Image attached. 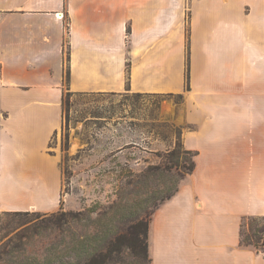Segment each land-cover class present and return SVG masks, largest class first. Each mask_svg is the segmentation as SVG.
<instances>
[{"label":"crops","instance_id":"0c3cea01","mask_svg":"<svg viewBox=\"0 0 264 264\" xmlns=\"http://www.w3.org/2000/svg\"><path fill=\"white\" fill-rule=\"evenodd\" d=\"M65 92L184 95L195 166L151 216L150 262L264 264L239 244L264 216V0H0V218L58 209Z\"/></svg>","mask_w":264,"mask_h":264},{"label":"rangeland","instance_id":"374dc122","mask_svg":"<svg viewBox=\"0 0 264 264\" xmlns=\"http://www.w3.org/2000/svg\"><path fill=\"white\" fill-rule=\"evenodd\" d=\"M65 94L62 127L49 143V153L59 159L62 171L59 206L53 212L4 218L0 249L17 257L15 261L22 254L43 260L55 248L64 253L71 239L94 233L88 223L59 227L47 218L51 213L89 209L93 221L102 209L118 205L110 213L108 228L113 234L123 229L124 222L147 219L146 214L151 219L170 188L188 175L183 157L188 161L191 156L182 154L178 167L168 174L144 172L148 165H162L163 155L177 144L183 148L182 135L188 128L184 95ZM15 245H20L19 252ZM108 264L151 262L149 255L145 258L124 248Z\"/></svg>","mask_w":264,"mask_h":264},{"label":"trees","instance_id":"16d2710c","mask_svg":"<svg viewBox=\"0 0 264 264\" xmlns=\"http://www.w3.org/2000/svg\"><path fill=\"white\" fill-rule=\"evenodd\" d=\"M68 55V54H67ZM69 72L66 69V82L68 83ZM188 78V71H187ZM72 93L67 92L65 97L70 96ZM74 94H95V93H74ZM139 95V94H136ZM181 96V95H178ZM64 98V95H63ZM63 103V99H62ZM180 154L187 156L190 155V159L187 161L185 158L184 163L187 166H183L185 174H190L194 170V154L182 148L180 144H177L172 150L167 151L163 155L164 163L158 165H148L144 171L147 174L159 172L162 175L168 174L173 168H177L180 161ZM178 185H174L170 188L164 199L161 200L162 205L164 202L172 198L178 191ZM118 206V205H117ZM117 206L112 205L108 208L102 209L97 213V217L92 221L89 217V213L92 212L89 209H81L76 212L59 210L55 213H51L47 218L54 220L57 226L62 227L65 225H83V223L92 224L94 233L92 235L77 236L71 239L65 245V252L57 251L53 249L49 251V254L43 259L38 260L25 255H21V260L15 261L17 257L9 255V252H5L4 249H0V264H108L113 255H119L124 248L133 253L140 252L145 258L148 257V227L150 222V216L144 219L143 216L137 217L128 224L123 223L122 215L119 214L118 221L123 223V229L112 234V230H109V225L112 220L110 213ZM157 206L156 209L159 207ZM118 209V207H117ZM155 209V210H156ZM154 210V212H155ZM153 212V213H154ZM152 213V214H153ZM29 212H13L4 213L0 218V239L5 237V230L2 227V222L7 216H20L27 215ZM104 227V229H103ZM95 242V245H93ZM239 244L242 247L250 248L255 252H264V216L262 217H245L242 220L240 227ZM20 245H15L14 250L19 252ZM9 255V259H4ZM14 258V260H13ZM150 260V259H149Z\"/></svg>","mask_w":264,"mask_h":264},{"label":"built area","instance_id":"2783aa9c","mask_svg":"<svg viewBox=\"0 0 264 264\" xmlns=\"http://www.w3.org/2000/svg\"><path fill=\"white\" fill-rule=\"evenodd\" d=\"M61 18L63 19V16Z\"/></svg>","mask_w":264,"mask_h":264}]
</instances>
